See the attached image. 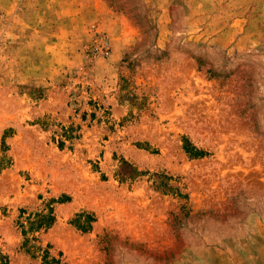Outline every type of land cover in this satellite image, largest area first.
I'll return each mask as SVG.
<instances>
[{
	"label": "rangeland",
	"instance_id": "1",
	"mask_svg": "<svg viewBox=\"0 0 264 264\" xmlns=\"http://www.w3.org/2000/svg\"><path fill=\"white\" fill-rule=\"evenodd\" d=\"M89 1L0 0V264H264V0Z\"/></svg>",
	"mask_w": 264,
	"mask_h": 264
},
{
	"label": "crops",
	"instance_id": "2",
	"mask_svg": "<svg viewBox=\"0 0 264 264\" xmlns=\"http://www.w3.org/2000/svg\"><path fill=\"white\" fill-rule=\"evenodd\" d=\"M164 0H157V2H163ZM84 11L81 15L78 16V24L77 26L80 28H88L89 25L93 23L95 20L94 15H85L87 12H93L101 14L102 9L100 7V3L97 0H90L88 4L81 7V11ZM96 13V15H97ZM103 14L106 15V11H103Z\"/></svg>",
	"mask_w": 264,
	"mask_h": 264
},
{
	"label": "trees",
	"instance_id": "3",
	"mask_svg": "<svg viewBox=\"0 0 264 264\" xmlns=\"http://www.w3.org/2000/svg\"><path fill=\"white\" fill-rule=\"evenodd\" d=\"M187 152H189V154L191 155V156H198L199 155V152L198 151H195V150H193V149H191V148H187Z\"/></svg>",
	"mask_w": 264,
	"mask_h": 264
}]
</instances>
